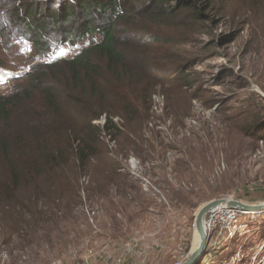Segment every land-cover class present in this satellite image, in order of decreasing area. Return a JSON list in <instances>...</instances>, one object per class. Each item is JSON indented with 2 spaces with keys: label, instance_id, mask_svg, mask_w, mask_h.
I'll return each mask as SVG.
<instances>
[{
  "label": "rangeland",
  "instance_id": "1",
  "mask_svg": "<svg viewBox=\"0 0 264 264\" xmlns=\"http://www.w3.org/2000/svg\"><path fill=\"white\" fill-rule=\"evenodd\" d=\"M223 1L226 19L166 31L138 114L89 135L58 200L38 199L21 222L0 202V264H183L204 205H264V0ZM13 49L0 96L38 63L23 42ZM212 228L196 264H264V212Z\"/></svg>",
  "mask_w": 264,
  "mask_h": 264
},
{
  "label": "trees",
  "instance_id": "2",
  "mask_svg": "<svg viewBox=\"0 0 264 264\" xmlns=\"http://www.w3.org/2000/svg\"><path fill=\"white\" fill-rule=\"evenodd\" d=\"M228 10L220 0H0V68L18 41L41 60L0 96V202L10 216L21 222L38 199L58 200L72 161L88 162L89 135L138 114L168 29L216 24ZM58 49L72 58L42 61Z\"/></svg>",
  "mask_w": 264,
  "mask_h": 264
},
{
  "label": "water",
  "instance_id": "3",
  "mask_svg": "<svg viewBox=\"0 0 264 264\" xmlns=\"http://www.w3.org/2000/svg\"><path fill=\"white\" fill-rule=\"evenodd\" d=\"M10 72H2V76H8ZM222 203H227L230 207L241 210V209H246V211L249 212H259L264 208V205H257V206H249L245 205L241 202L235 201V200H214L206 205H204L197 213L196 219H195V226H196V232L199 235L200 243L197 247V249L191 254L189 259L184 262L183 264H196L197 260L199 257L203 254L206 245H207V234L203 228V221L205 219L206 214L214 207L217 205H220Z\"/></svg>",
  "mask_w": 264,
  "mask_h": 264
},
{
  "label": "built area",
  "instance_id": "4",
  "mask_svg": "<svg viewBox=\"0 0 264 264\" xmlns=\"http://www.w3.org/2000/svg\"><path fill=\"white\" fill-rule=\"evenodd\" d=\"M71 58H72V52L69 50H64L53 53L50 56L42 59V61L46 64H54L58 61L68 60ZM98 123L102 126L104 124V118L101 117ZM215 208L216 209L210 210L206 214L204 219V222L206 223V225H208V230L206 231L207 237H209V235L213 232L212 227L217 219H225V224L229 225V223H231L235 218L238 217V214L242 215V211L232 208L230 206H228V208L224 207V203L217 205ZM120 263H121L120 260H113L110 261L109 264H120Z\"/></svg>",
  "mask_w": 264,
  "mask_h": 264
},
{
  "label": "bare ground",
  "instance_id": "5",
  "mask_svg": "<svg viewBox=\"0 0 264 264\" xmlns=\"http://www.w3.org/2000/svg\"><path fill=\"white\" fill-rule=\"evenodd\" d=\"M228 206L229 205L227 203H224V207H227L228 208ZM215 207L216 206H214L211 210L216 209ZM240 211H242V215L243 214L261 213V212H264V208L261 211H259V212H249V211H246V209H241ZM203 228H204L205 232L208 230V225H206V223L204 221H203ZM199 240H200L199 239V235L195 231V235H194V240H193V244H192V251H191V253H193L197 249V247L199 245Z\"/></svg>",
  "mask_w": 264,
  "mask_h": 264
}]
</instances>
